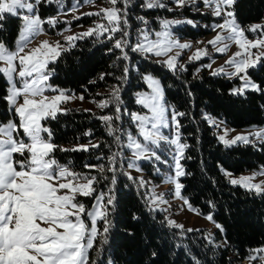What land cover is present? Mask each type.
<instances>
[{
	"label": "snow or ice",
	"instance_id": "snow-or-ice-1",
	"mask_svg": "<svg viewBox=\"0 0 264 264\" xmlns=\"http://www.w3.org/2000/svg\"><path fill=\"white\" fill-rule=\"evenodd\" d=\"M45 2L52 3L53 0H0V22L8 17L21 21L15 49H9L0 42V77L6 84L0 100L4 101L8 111L19 121L18 124L16 119L0 122V264H89L88 253L94 248L97 240L100 241L101 247L108 242L111 229L109 210L114 206L117 175L121 174L129 180L138 182L140 187L147 183L143 177L137 180L130 172L120 170L125 148L132 153L127 167L139 171V161H160L161 156L158 154L160 146L162 144L170 146L173 152L174 175L166 177V180L174 184L176 197L181 196L183 188L179 178L186 174L181 159L184 158V151L188 145L181 142L180 118L187 113L167 103L161 80L151 74L142 76L149 91L137 92L134 97L135 104L145 111H130L124 105L121 84L114 86L109 95L97 103L100 109L114 107L113 113L98 117L119 149L108 157L107 167L104 164H85L87 172H76L58 162L53 155L58 147L52 143L53 133L42 122L55 120L58 115L67 114L69 109L61 105L75 97L49 83L53 75L49 65L55 63L67 48L60 41L51 44L48 40L41 41L36 47L28 48L31 40L43 31L44 23L55 26L59 22L58 17L41 19L37 9ZM56 2L59 3L60 0ZM86 2L92 3L93 0ZM107 2L109 7L81 13L83 16L99 17V22L82 33L65 36L64 40L68 47L74 46L76 40L95 36L108 41L114 40L109 52L119 50V59L124 61H130V50L145 59L152 56L166 57L156 59L155 63L174 74L187 70V65L179 63V58L184 50L192 48V44L182 43L175 36L173 26L187 24L195 28L200 25L191 19H160V30L153 32L147 28L148 21L140 16L137 19L145 27L139 30V40L132 43L129 31L132 0ZM236 2L237 0H143L140 7L172 12L189 7L198 8L202 4L205 11L200 12V15L221 18L222 23L203 25L205 28L211 27L217 34L204 48H196L189 57V63L209 57L211 54L207 51L208 45L213 46L215 53L223 55L227 53L231 44L235 43L238 51L223 65L213 68V59L211 63L202 64L197 68L196 73L206 68L211 70V76L239 79L240 86L230 91L234 96H245L249 91L264 93V88L249 76L250 70L264 66V24H254L247 29L241 27L236 20L234 7ZM79 7L80 2L77 0L66 11L76 13ZM73 19L78 20L80 16L73 15ZM246 32L259 35L252 40L245 35ZM117 34L119 38H116ZM152 36L155 39H152ZM129 74L130 64L126 63L118 80L127 82ZM47 92L55 94L48 96ZM188 95L191 96V93ZM79 98L82 100L83 96ZM125 116L135 126L136 135L114 124L122 123ZM204 119L217 128L222 123L208 114H204ZM165 129L171 130L173 134L165 135ZM21 132L23 135H20ZM223 132L218 139L225 147L240 144L256 146L258 142L264 143V129L237 134L231 139L227 138L228 129H223ZM85 135L91 136L92 133L89 131ZM122 136L126 137V142L122 141ZM99 147V143L90 142L72 149L60 148V151L88 152ZM92 172L99 175H91ZM225 175L229 176L230 184L242 186L249 192L264 196V180L253 182L257 175H264V170L238 179L231 178V174L227 172ZM101 179L110 180L113 187H110L107 193L96 194V184ZM94 194L91 209H87L84 203L78 201V197H93ZM162 200V193L152 195L148 200L150 210H156ZM187 203L185 200V204ZM207 219L211 221L212 215L209 214ZM99 222H103L102 231L98 228ZM167 223L171 227H183L172 220H168ZM216 227L223 231L221 225L217 224ZM248 260L249 264L257 262L264 264V246L253 249ZM92 264L96 262L93 261ZM108 264H113V261L109 260Z\"/></svg>",
	"mask_w": 264,
	"mask_h": 264
},
{
	"label": "trees",
	"instance_id": "trees-1",
	"mask_svg": "<svg viewBox=\"0 0 264 264\" xmlns=\"http://www.w3.org/2000/svg\"><path fill=\"white\" fill-rule=\"evenodd\" d=\"M142 3L143 0H132L130 11L143 13L146 17L174 13L142 8ZM234 7L237 20L242 25L264 16V0H237ZM183 11L190 15L194 13L188 8ZM52 12L53 8H46L41 15L44 17ZM132 15L130 18L134 20ZM93 19V16L83 17L85 22H92ZM0 24V42L5 41L14 47L21 21L8 17ZM155 25L158 27V22ZM187 29L188 34L193 36L205 32L191 27ZM113 44L114 41L95 36L76 40L74 46H67L58 60L50 64L52 82L59 87L81 92L85 97H90L91 92L102 87L121 84L122 99L128 108L138 107L134 97L137 90L145 87L142 76L146 72L159 76L167 103L187 113L180 118L182 139L188 145L182 159L186 174L181 177V194L192 208L204 215L211 214L212 221L215 225H221L223 231L217 227L210 231L206 227L169 226L163 210H150L146 184L140 187L138 182L118 174L114 186V206L109 210L111 229L108 242L101 247L97 240L90 252L89 264L93 261L108 264L109 260L113 264H242L247 261L252 250L264 244V196L230 184L225 172L238 173L264 165V143L225 147L218 139L216 128L204 119V114L224 118L235 127L264 124V93L249 91L245 96L231 95L230 91L239 79L214 77L206 68L197 74L200 61L187 63L186 71L175 74L155 63L153 56L145 59L130 50V61H124L119 59V50L109 52ZM126 63L130 64V74L127 82H123L118 78L122 76ZM249 72L264 88V66ZM5 87L4 79L0 77V96L4 94ZM67 109V114L46 121L53 133L52 141L58 146L54 154L81 172H87L85 164H104L107 167L108 157L119 149L98 118L101 115L80 107L68 106ZM113 112L114 107H109L102 113ZM11 115L7 105L0 100V121L8 120ZM123 119L126 120L121 126H126L129 118L125 116ZM114 124L118 125L117 122ZM89 131L92 135L86 136L85 133ZM90 142L99 143L100 147L88 152L60 151V148L72 149L77 143L86 145ZM124 166L125 162L120 167L122 172H126ZM91 175L99 174L92 172ZM96 186L98 189L113 187L110 180L103 179ZM188 229L200 231L190 232Z\"/></svg>",
	"mask_w": 264,
	"mask_h": 264
},
{
	"label": "rangeland",
	"instance_id": "rangeland-1",
	"mask_svg": "<svg viewBox=\"0 0 264 264\" xmlns=\"http://www.w3.org/2000/svg\"><path fill=\"white\" fill-rule=\"evenodd\" d=\"M76 2H77V0H60V2L58 3V2H56V0H53L52 3H47V2L42 3L39 6V8L37 9L41 19L45 20L48 17H58L59 22L56 23L55 26L50 25L48 23H44L42 25L43 31L39 35H36L31 40V42L28 44V48L36 47L40 44L41 41H44V40H48L51 44H54L56 41H60V43L62 45L67 47V43L64 40L65 36L73 35L76 33H82L84 31H86L88 28L93 27L95 23L99 22L100 18L96 17V16H93L94 19L92 22H85L83 20V17H85V16L81 15V13L95 12V11H98L100 8H105V7L110 6L108 4L107 0H93L92 3H87L86 0H79L80 7L77 10V12L76 13L67 12L66 10L68 8H71L72 5ZM118 6H122V5H118ZM170 7H172V5H170ZM46 8H53L54 12L43 17L41 15V11L43 9H46ZM188 9L190 11L194 12L193 15H190L187 12L183 11L184 9L176 10V11H179V13L178 12L175 13L176 11H172L174 13L170 14V15L164 14V15L160 16L157 14V15L152 16V17H146L143 13H132L131 11H129V24L131 26L129 28L130 41L132 43H136L139 40V35H138L139 30L141 28L145 27L141 23V21L139 19H137V17L143 16L148 21L147 28L153 32L160 30V23H159L160 19H169V20L191 19V20L195 21L200 26L195 27V28L190 26V25H187V24H180V25L173 26V32H174L175 36L182 43L183 42H190L192 44V48L184 50L181 57L179 58L180 64L187 65V63H189V57L193 55L196 48H204L205 45H207V42L209 40L213 39L215 37V35L217 34L216 31H213L211 29V27L205 28V27H203V25L211 26L214 23H222L221 18L213 17L211 15H200L199 14L200 12L205 11L204 6L202 4L198 8L189 7ZM131 14H133L132 18H134V20L130 18ZM73 15L80 16V19L74 20ZM236 20H237V17H236ZM69 21H70V23H68ZM156 22H158V25H159L158 27H156V25H155ZM237 22L240 24L241 27L247 29L249 26L254 25V24H264V16L262 19L257 20V21H253V22L249 23L248 25H242L238 20H237ZM134 23L135 24L137 23V24L135 25ZM187 27H191L197 31L204 30L205 32H203L201 35L193 36L191 34H188L189 30L187 29ZM19 32H20V30H19ZM245 35L249 39L254 40L257 38L259 33L254 34L251 32H246ZM116 38H119V34H117ZM151 38L155 39L154 36H152ZM18 39H19V34L16 37V40L14 42V47H10L9 45L6 44L5 41H1V42H3L9 49L14 50L16 47V42ZM198 41H202L203 43H197ZM207 51L211 55L209 57H203L202 59H200L198 61H200V64L202 65V64L211 63L212 60L214 59V63L212 64V67L218 68L221 65H223L224 62L226 60H228L236 51H238V47H237V45H235V43H232L231 46L229 47L227 53L223 54V55L215 53L214 48L211 45L207 46ZM253 51H255V50H253ZM154 58L155 59H166V57H154ZM49 68L51 69L50 65H49ZM208 71L210 73L211 70L208 69ZM145 74H151L154 77L160 79L159 76H157L156 74H154L152 72H146ZM249 76L251 77V79L254 82H256L252 78V76L250 75V72H249ZM226 78H228V77H226ZM232 79H236V78H232ZM161 82H162V80H161ZM49 83L52 84L53 86L59 87L58 85H56L55 83L52 82L51 78L49 80ZM240 84H241V81L239 80V82L236 83L234 88L239 87ZM116 85L117 84H113L111 86H105V87L98 89L97 91L91 92L92 94L90 97H85L83 95V93H81V92L77 93L74 90L59 87L60 89L64 90L68 95L75 97L74 99H72L66 103H63L61 105V107H63V108H68V106L80 107V108L85 109V110L96 111L97 114L101 115V116L107 115V114L102 113L105 109L98 108L97 103L99 101L105 99L109 95L111 89ZM141 91H149L146 83H145V87L137 90L136 93L141 92ZM54 94L55 93H52V92L46 93V95H48V96H52ZM80 96H83L82 100L79 98ZM128 109L130 111H136V112L145 111L139 105H138V107H128ZM208 115L211 116L217 122H222L220 124V127H218V128L215 127L217 130L218 137H219V135L224 134L223 129H225V128L229 130L228 136H227L228 139L235 137L237 134H241V133L247 134L253 130L264 129V124H251V125L244 126V127H235V126L229 125L224 118H221L219 116L210 115V114H208ZM9 119H16V118L12 114ZM125 120L126 119H123V121H125ZM0 122H7V120L6 121H0ZM16 122H17V124L19 123L18 119H16ZM128 122H129L128 124H125L126 126H121V122H117V123H118V126L121 127L122 130L132 131V133L134 135H136L137 130H136L135 126L130 123L129 119H128ZM42 123L46 127L50 128V125L46 121H43ZM164 132H165V135H172L173 134V132L169 129H165ZM180 133H181V137H182L181 128H180ZM20 135H23V133L21 132ZM45 138H47V137L45 136ZM122 141L126 142L125 136H122ZM181 142L186 144V142L183 139L181 140ZM52 143H53V141H52ZM77 145H84V144L83 143H77L75 146H77ZM158 154L161 156L160 161H156V160H141V161H139L138 162V168L140 169L139 171H137L135 168L130 169L127 167V163L132 158V153L130 150L125 148L123 150V155H122L121 159L123 162H125L126 167L124 166V169L126 172H130L131 175L133 177H136L137 179H139L140 177H143V179L147 182L146 186L148 187L150 197L152 195H156V194H161V193L163 194V200H162V202L159 203V206L157 209L163 210L166 213V217L168 220H172L176 224L182 225L183 228H185V227H188V228L206 227L210 231H213L215 229L216 225L212 220L210 221L207 219L208 215H204V214L200 213L199 211H197L196 209L189 207V205H190L189 203L185 204L186 199L182 194L180 197H176L174 195V184L171 182H168L166 180V177H168L170 175H174V167H173L174 161L172 159L173 152H172L171 147L162 144L158 150ZM53 155L55 156V158L58 160L59 163L67 165L73 171L81 172L79 170H76L72 166L68 165L67 163L62 162L55 154H53ZM181 164H182V159H181ZM182 167H183V165H182ZM183 170H184V167H183ZM261 170H264V165H261L260 167H258L256 169L244 170V171H241L238 173H235V172H232L229 170H227L226 172L231 174V178L238 179L242 176H250L253 173H259V172H261ZM145 174H147V176H145ZM181 177L179 178L180 183H181ZM156 178H159V179H156ZM261 180H264V175H257L253 182L258 183ZM96 190H97L96 194H98L99 192L107 193L109 189L108 188L107 189H105V188L98 189L96 186ZM94 199H95V194L93 197H78V201L81 203H84L87 209H91L92 204L94 203ZM85 219L87 220V218H85ZM102 223L103 222L98 223V228L101 231L103 230ZM261 246H264V244ZM261 246H258V247H261ZM258 247H256V248H258ZM91 250H89L88 257L90 255ZM242 264H249V260L242 262ZM257 264H258V262H257Z\"/></svg>",
	"mask_w": 264,
	"mask_h": 264
}]
</instances>
